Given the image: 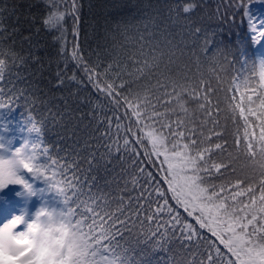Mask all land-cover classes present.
I'll return each mask as SVG.
<instances>
[{
	"label": "snow or ice",
	"instance_id": "1",
	"mask_svg": "<svg viewBox=\"0 0 264 264\" xmlns=\"http://www.w3.org/2000/svg\"><path fill=\"white\" fill-rule=\"evenodd\" d=\"M260 2L0 0V190L43 197L0 264H264V61L221 39Z\"/></svg>",
	"mask_w": 264,
	"mask_h": 264
},
{
	"label": "rangeland",
	"instance_id": "2",
	"mask_svg": "<svg viewBox=\"0 0 264 264\" xmlns=\"http://www.w3.org/2000/svg\"><path fill=\"white\" fill-rule=\"evenodd\" d=\"M249 12L255 17L257 21H260L258 27H264V5L260 3H252L249 5ZM250 38L251 34L248 33ZM252 48L255 53L256 61H264V38H262L258 43L252 42ZM7 135L6 122L3 119V111L0 110V137H5ZM24 125L20 126V129L15 131V137L13 142L10 143V151L15 150L19 147L25 138ZM9 147V146H8ZM43 185L40 181H36L33 184V188L39 189ZM18 193H21L18 195ZM43 197L40 194L26 196L22 194V188L20 185H7L0 192V225L11 220L16 215L23 214L25 220L30 222L33 218V214L36 210L42 206ZM48 203L51 205L52 201L49 197ZM24 225L20 226V230H23Z\"/></svg>",
	"mask_w": 264,
	"mask_h": 264
},
{
	"label": "trees",
	"instance_id": "3",
	"mask_svg": "<svg viewBox=\"0 0 264 264\" xmlns=\"http://www.w3.org/2000/svg\"><path fill=\"white\" fill-rule=\"evenodd\" d=\"M18 2H22V0H18ZM106 2H111V0H92V3L96 4V5H101V4L106 3ZM216 2H220V0H216ZM87 3H88V0H84V4L87 5ZM209 3L212 4V6L214 7L212 0H209ZM262 4L264 5V0H262ZM85 11H87V9H85ZM88 18L91 19V17H88ZM70 23H71V21H69V24ZM236 23L237 24L240 23L239 16L236 19ZM85 27H87V26H85ZM237 33H239V35H237ZM68 39H69V41L72 40L70 32H69ZM221 39H224L225 41H232L235 39H240L242 42V47H241L240 51L237 53L236 59L239 61L241 58H243V60H245V61L257 62L254 50L252 48V40H251V38L247 32L246 27L242 26L240 29H237L236 32L231 33V34H228L227 32L222 33ZM83 40H84V36L82 35L81 36V42H83ZM92 43L93 42L90 40L89 44H92ZM69 48H71V43L69 44ZM237 67H239V65H237ZM70 70H71V65H70ZM249 75H250V72H249ZM3 119L6 122V131H7V135L5 137V140H11V142H13V139L15 137V131L20 129V126L23 124L24 112H23L22 107L17 105L15 108H12L7 112L3 111ZM7 147L10 150V144H8ZM145 166H146V170H151L153 173H158V169L160 167L159 162H157L156 165H152V164L145 162ZM158 176H159V180H160L162 187L166 190L167 185L163 184V182H162V173H158ZM129 188H131V184H129ZM2 190H0V192ZM169 199H170V197H169ZM173 205H174V202H173ZM179 211L182 215L186 216V213L183 212L182 208H180ZM187 219H188V222H194L192 220V218H190V217ZM204 234L210 236V234H208L206 232ZM221 248H223L222 245H221Z\"/></svg>",
	"mask_w": 264,
	"mask_h": 264
},
{
	"label": "clouds",
	"instance_id": "4",
	"mask_svg": "<svg viewBox=\"0 0 264 264\" xmlns=\"http://www.w3.org/2000/svg\"><path fill=\"white\" fill-rule=\"evenodd\" d=\"M7 145H8V144H7L5 141L0 140V152H3L4 150H6V149H7ZM13 155H15V154L13 153ZM19 160H20V158L17 157V158H16V166H17L18 168L21 167V165H20V163H19ZM6 186H7V185H5V187H6ZM25 195H26V196H30V195L27 194L26 190H25ZM21 216L23 217V214H21ZM33 216H35V213L33 214ZM37 219H39V218H37ZM25 234H26V235H29V236H32V233L29 232V230L27 229V227L25 228ZM5 264H7V260H5Z\"/></svg>",
	"mask_w": 264,
	"mask_h": 264
}]
</instances>
